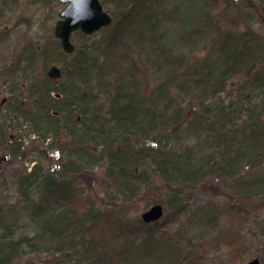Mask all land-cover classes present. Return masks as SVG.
<instances>
[{
    "label": "trees",
    "instance_id": "16d2710c",
    "mask_svg": "<svg viewBox=\"0 0 264 264\" xmlns=\"http://www.w3.org/2000/svg\"><path fill=\"white\" fill-rule=\"evenodd\" d=\"M197 1L201 10L196 15L193 11L187 14L183 37L190 41V48H197L196 40L215 28L213 57L189 61L166 47L160 27L179 18V0H100L112 23L103 27L97 40L77 42L72 58L62 65L60 85H49L47 78L18 86V101L29 110H23L21 104L23 108L20 106L19 113L10 118L24 119L19 125L29 126L30 139L46 141L47 148L56 154L63 144L70 145L74 157L82 163L83 157L90 155L88 148L99 146L108 166L97 183L110 188L107 193L116 200L108 203L119 210L95 207L99 195L93 191L90 200L82 197L79 184L84 182L91 190L89 178L83 179L90 169L72 173L62 162L46 170L36 159L31 171L22 167L11 178L17 198L0 202V264H33L35 257L39 264H180L174 239L158 240L151 225L156 221L136 219L145 230L138 238L131 237L137 231L129 229L132 219L123 210L125 204L156 191L171 199L172 192L177 195L188 186L209 187L217 193L223 187L225 194V181L240 173V178L248 175L247 188L241 186L239 192L227 194L235 201L230 204L229 218L242 222L236 230L235 251L245 247V224H256L254 235L264 239V217L250 220V212L262 202L257 197L264 191V44L259 46L262 36L253 30L236 27L239 6L250 8L253 3L232 0L221 7L219 0ZM224 12L233 17L227 30L221 19ZM258 15L264 24V16L260 12ZM74 33L83 38L93 36ZM146 47L149 50L144 54ZM51 50L45 47L37 52L45 60L52 58ZM151 64L163 70V79L143 84ZM233 88L234 93L229 94ZM189 89L190 93L199 91L206 96H188ZM207 95L216 97L217 102L205 104ZM23 96L31 99L29 104L21 100ZM235 112L243 113L238 125ZM9 126L0 130V155L24 163L27 141L22 135L11 136V132L2 137ZM195 130H200L199 137L192 138L190 145L205 138L215 146L218 156L210 162L212 156L208 155L200 166L189 168V145L171 147L168 143L173 137L179 139L181 132ZM238 130L241 137L235 139ZM166 137L170 139L161 145ZM152 141L158 146H152ZM48 155L49 159L51 153ZM139 156L150 160L147 166L138 163ZM74 165L78 167L79 163ZM239 183L243 184L241 180ZM82 198L84 205H79ZM62 199H68L69 206L61 207ZM154 199L152 204H161ZM180 201L179 197L172 213L184 210ZM21 220L31 225V235L17 234ZM123 234L127 235L125 240ZM160 243L166 244L161 250ZM27 244L33 255L22 263V246ZM254 256L264 261V256Z\"/></svg>",
    "mask_w": 264,
    "mask_h": 264
},
{
    "label": "rangeland",
    "instance_id": "374dc122",
    "mask_svg": "<svg viewBox=\"0 0 264 264\" xmlns=\"http://www.w3.org/2000/svg\"><path fill=\"white\" fill-rule=\"evenodd\" d=\"M179 1V18L172 19L171 22L162 23L160 27V31L164 35L163 40L166 42V47L171 53L181 55L185 60L188 59L189 61L203 58L204 56L213 57L211 47L217 38L215 28L210 29L202 39L196 40V45L198 44L197 48H190V41L183 37V33L187 29V14L189 11H193L196 15L201 10L202 5L197 0H195V2L194 0ZM231 1L232 0H219V4L221 7H225V5L230 4ZM249 2L253 3V5H250L252 6L250 8H244L243 5L239 6L240 12L238 14H240V16L238 23H236V27L240 30L246 28L253 30L255 34L262 36L261 42L259 43V46L262 47L261 44H264V24L260 20L261 16L258 15V13L260 12L264 16V0H250ZM234 5H236V3H234ZM63 6L64 5L59 2V0H0V130H6L10 125L8 131L4 133L5 135L1 134L2 137L7 136L11 132L10 135L16 138L24 136V141H27L25 144H28V153L25 158L27 163H22L19 160H8L0 155V167L2 170V174L0 175V202H11V200L13 201L17 198L15 184L12 182L11 178L20 168L25 167L26 164L28 167L31 166L30 162L37 159L39 163H44V169L46 170L49 166H52V164L57 166L62 162H66V169H69L72 173L79 172L82 168L90 169L87 170L90 172L85 174L83 179L86 180V178H89L91 190L86 183L83 182L79 184L83 187V189L80 190L83 193L82 197H84L86 201L90 200L89 197L92 198L90 192L93 191L99 195V199L95 202V207L104 210H114L117 208L108 203L109 200H111V202L112 200H116L115 197H111L112 193H107L110 188H107L105 184L98 185L97 183L99 180L97 179L98 176H100V174L102 175L105 168L108 166L107 156L101 152L98 148L99 146L96 148L95 146H90L88 148L90 155L83 157V159H85L83 164L81 160L74 157L73 147H70V145L63 144L59 153L56 154L55 151L53 152V149L47 148L48 145L46 141L41 142L37 138L30 139L33 137L29 135V126L26 123L19 125L24 119L21 120V118H18V120H15L13 117L10 118L13 114H18L19 110L17 109H21L23 106V110H29L28 107H25L23 103L18 101L21 97L18 92V86L22 84L27 85L33 81L41 83L49 78L46 72L51 64H55L62 69V65L73 56V51L69 53L63 51L59 45L58 39L53 33L54 24L58 20V12ZM227 9L229 12L231 5ZM221 19L225 22L223 25L224 30L232 27L231 20L233 17L231 14L224 12V16L221 17ZM97 31L93 32V36L89 38L79 37L76 33H73L71 35V41L75 47L77 42L90 43L101 37L104 32L103 27ZM45 47L51 48L53 54L52 58L43 60L38 53L40 50L45 49ZM148 50L147 47L144 48L143 53L145 54ZM156 66L155 64H151L150 69L144 75L143 84H156L163 79V70L156 68ZM190 72L192 71L190 70ZM190 74L188 78L192 77ZM59 78H49V85L59 86L61 83ZM234 89L235 88H233L229 94L234 93ZM52 93L55 94L54 92ZM195 94L201 97L206 96V93L202 94L199 93V91L198 93H193L192 91L190 93V89L187 93L188 96L192 97ZM253 96L255 97V93H253ZM3 98H5V100L2 102L1 100ZM206 98L207 101L205 104L207 105L217 102L216 97H208L207 95ZM21 100L29 104L31 99L29 100L27 97L23 96ZM193 103L197 104L196 100H193ZM13 108L17 111L12 110ZM241 119H243V113L235 112L234 121L236 125L240 124ZM199 131L200 130L186 133L181 132L177 140V137H173L172 139L168 137L170 140L169 143H167L171 147L174 144L180 145L181 143L183 145H189L187 147L190 158L189 168L191 165L194 168L200 166L201 162L204 161L208 155L212 156L210 162L215 161L218 156L215 146H212L209 141H205L206 139L204 137V140L201 139L202 143H198L196 140L193 146L190 145L192 138L196 139V137H199ZM240 133L241 130L234 133L235 139L241 137ZM168 138L166 137L162 142L160 141L161 138H157V141L159 140L161 145H163ZM157 141H152L150 144L154 147L158 146ZM175 141H178V143ZM47 142H50V140H47ZM140 146L142 145H138L137 148ZM48 152L51 153L49 159L47 158V156H49ZM136 160L138 163L142 164V167L147 166L150 161L143 156H139V159ZM222 161L223 160H220V162ZM77 163H79L78 167L74 165ZM80 163H82V165H80ZM217 167L218 165H216V168ZM154 168L156 169V167H152V169ZM138 169H140V167ZM40 171H42V169H40ZM240 174L225 181V194H223V187H218L220 193H217L209 187L208 189H199L198 187L191 188L188 186L185 189H181L183 191L178 192L177 195L172 192L171 194L173 197L171 196V199H169L168 195L163 196L156 191L147 195L145 194L139 199L125 204L123 210L126 211V215L132 219L129 221V229H135L137 231H134L131 237L138 238L145 230L144 226H140L136 219H140L141 213L152 204V198L155 197L154 200H159L163 205V214L156 220V224L151 223V225L155 227L153 230L159 236V241L162 239H174V248L176 249V255H179L180 264H242L254 257L255 253L264 256V239L256 235V233L254 235L256 231L254 225L256 224L252 226L249 224L244 225V227H247L244 234L245 247L235 251L238 236L236 230L242 222L234 218H229L230 204L235 201L233 197H229L227 194L239 192L241 186L247 188L245 180L248 179V175H244L240 178ZM153 177L156 182L159 183V178L156 175H153ZM105 180H107V177ZM239 180H241L243 184H240ZM215 181L216 180H214L213 183H215ZM175 184L176 183L173 185ZM96 194L95 196H97ZM179 197L181 198L180 204L184 205V210H182V214L172 213L171 211L175 209V204H179L176 202ZM257 198L262 200V202L259 203L261 205L258 206V208L252 209L250 212V220L253 221L256 220L255 217H264V191L261 193L260 197ZM81 201L77 203L79 205H84L83 198ZM67 202H69L68 199H62L60 201L61 207L69 206ZM117 210H119V208ZM204 210L207 211L206 215H204ZM26 224L24 220L18 222V235H31V225L27 226ZM248 228H251V231ZM223 233H226L225 237L222 236ZM123 235V239L125 240L127 235ZM160 244V250L163 246H166L164 243ZM30 251L31 247L28 244L27 246H22V263L25 258H29L33 255ZM146 252V254L149 253L148 251ZM36 259H38V257L33 259V264H39ZM260 264H264V261H261Z\"/></svg>",
    "mask_w": 264,
    "mask_h": 264
},
{
    "label": "water",
    "instance_id": "95a60500",
    "mask_svg": "<svg viewBox=\"0 0 264 264\" xmlns=\"http://www.w3.org/2000/svg\"><path fill=\"white\" fill-rule=\"evenodd\" d=\"M63 8L58 12V20L53 27L54 36L65 52H72L74 44L71 35L79 30L85 35L92 34L112 22V16L107 12L100 0H59ZM49 78H59L61 69L51 64L46 72ZM163 214V207L156 203L142 212L141 218L145 222L156 221ZM242 264H260L258 257L251 258Z\"/></svg>",
    "mask_w": 264,
    "mask_h": 264
},
{
    "label": "bare ground",
    "instance_id": "6f19581e",
    "mask_svg": "<svg viewBox=\"0 0 264 264\" xmlns=\"http://www.w3.org/2000/svg\"><path fill=\"white\" fill-rule=\"evenodd\" d=\"M53 152H54V150H53ZM26 163H27V162H26ZM30 163H31V166L28 167L27 164H26V166H25L27 171H31V169L33 168V166H34V164H35V163H34V160H32Z\"/></svg>",
    "mask_w": 264,
    "mask_h": 264
},
{
    "label": "flooded vegetation",
    "instance_id": "af4514ba",
    "mask_svg": "<svg viewBox=\"0 0 264 264\" xmlns=\"http://www.w3.org/2000/svg\"><path fill=\"white\" fill-rule=\"evenodd\" d=\"M5 100V98H3L1 101L3 102Z\"/></svg>",
    "mask_w": 264,
    "mask_h": 264
}]
</instances>
